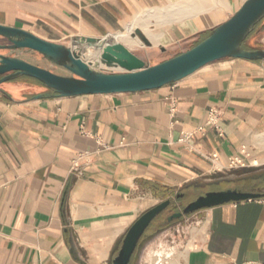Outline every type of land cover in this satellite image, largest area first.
<instances>
[{
	"label": "crops",
	"instance_id": "crops-1",
	"mask_svg": "<svg viewBox=\"0 0 264 264\" xmlns=\"http://www.w3.org/2000/svg\"><path fill=\"white\" fill-rule=\"evenodd\" d=\"M244 1L0 0V25L67 46L107 39L130 52L141 29L153 53L136 56L152 66L207 38ZM250 47L264 49V30ZM0 54L67 75L34 51ZM42 93L28 77L0 85V264H111L142 213L185 187L224 181L219 173L242 147L264 175V62L222 59L150 91L33 98ZM209 109L218 129L199 132ZM184 225L194 233L183 264H264V197L200 210Z\"/></svg>",
	"mask_w": 264,
	"mask_h": 264
},
{
	"label": "water",
	"instance_id": "water-1",
	"mask_svg": "<svg viewBox=\"0 0 264 264\" xmlns=\"http://www.w3.org/2000/svg\"><path fill=\"white\" fill-rule=\"evenodd\" d=\"M264 19V0H245L241 7L213 29L211 34L192 48L155 65H146L123 45L105 39L102 43L82 42L67 46L43 40L27 31L0 25L1 51L30 50L40 54L67 75L29 63L21 58L0 54V85L19 77L38 81L49 93L34 96L35 100L82 95H111L159 89L178 82L207 64L222 59H243L264 62V49L246 50L242 43L255 26ZM137 37L145 47L152 43L136 29ZM100 51L99 60L104 69L87 60L84 52ZM120 70H115V68ZM260 176V175H258ZM257 177V176H255ZM264 197V190L242 192L237 189L208 192L188 203L183 214ZM170 200H164L142 213L123 235L117 254L111 264H128L139 249V241L151 221L162 212Z\"/></svg>",
	"mask_w": 264,
	"mask_h": 264
},
{
	"label": "rangeland",
	"instance_id": "rangeland-1",
	"mask_svg": "<svg viewBox=\"0 0 264 264\" xmlns=\"http://www.w3.org/2000/svg\"><path fill=\"white\" fill-rule=\"evenodd\" d=\"M163 5L164 3L158 7H154V8H150V9L137 12L126 23V25L120 28L117 32L124 31V27L132 23L134 20V17H140V18L146 17L152 12H155L157 8H160ZM176 7L178 8H176L175 10H181L182 5L178 4ZM149 21L152 23L150 24V28H153L155 23H159V21H157L154 18H150ZM140 27L144 28V26H140ZM263 30H264V22L263 24L260 23L256 26L255 30L249 35L246 42L242 43V45L243 46L245 45L246 48L252 49L250 47V44ZM139 43H140L139 44L140 46L138 47V49L131 51V53H133L134 55H140V56H146L147 54L153 53L152 52L153 48L145 47L140 40H139ZM156 51L157 53H160L158 49H156ZM154 61L157 62L158 60L156 59L152 60V62ZM259 162H262V160L257 161V164L255 166L253 165L254 162L252 161L251 165L254 167H251V168L223 170L222 173H219L217 178L223 179L224 181L213 183V184H208V185L201 184V185H191L189 187H186L184 189V191L186 192V197L184 199L185 203L187 201L196 199L197 197H200L208 192L225 191L229 189H237V190L247 192L248 190L258 189L261 185H264V175H260L257 177H247L244 179H240V178L242 176H256L260 174L259 171H261L262 167L258 166ZM172 232L173 231L168 232L167 230L163 232L162 234H159L153 237L147 243V245H145V247L143 248L141 255H140V259H139V264H183L184 256H185L186 249H187L185 245V242H186L185 238L187 234H193L194 229L192 228L191 231H189L188 226H183L179 229L178 233L174 234V232L173 233ZM171 248H174V252H175L174 255L172 256L171 254L173 253V249ZM166 255H169V257L166 258L167 260L165 259L162 262L156 260L158 256H166Z\"/></svg>",
	"mask_w": 264,
	"mask_h": 264
},
{
	"label": "flooded vegetation",
	"instance_id": "flooded-vegetation-1",
	"mask_svg": "<svg viewBox=\"0 0 264 264\" xmlns=\"http://www.w3.org/2000/svg\"><path fill=\"white\" fill-rule=\"evenodd\" d=\"M218 183V182H216ZM186 188V187H185ZM181 189L173 196L168 197L165 200H170V204L160 212L149 224L148 228L145 230L144 235L141 237L139 243V249H136L128 264H139L140 255L143 247L155 236L162 234L165 231H173L174 234L179 232V229L184 225L185 219L192 216L193 214H183V210L186 205L196 199L187 201L185 203L184 199L186 197V192ZM241 191V190H239ZM244 192V191H242ZM198 212V211H197ZM196 213V212H195Z\"/></svg>",
	"mask_w": 264,
	"mask_h": 264
},
{
	"label": "built area",
	"instance_id": "built-area-1",
	"mask_svg": "<svg viewBox=\"0 0 264 264\" xmlns=\"http://www.w3.org/2000/svg\"><path fill=\"white\" fill-rule=\"evenodd\" d=\"M174 109H170V115L173 114ZM218 118L219 113L215 109H209L206 115V122L203 126H199L197 128V131L201 132L205 129V127H214L218 129ZM187 137L183 135V137L180 138V141L185 140ZM247 153L246 148L242 147L239 155L229 159L226 169L227 170H235V169H241L251 166L250 163L247 162ZM212 160H217V155H212ZM253 264H260V263H253Z\"/></svg>",
	"mask_w": 264,
	"mask_h": 264
},
{
	"label": "bare ground",
	"instance_id": "bare-ground-1",
	"mask_svg": "<svg viewBox=\"0 0 264 264\" xmlns=\"http://www.w3.org/2000/svg\"><path fill=\"white\" fill-rule=\"evenodd\" d=\"M136 30V29H135ZM134 30V31H135ZM142 33L143 31L141 29H139ZM134 31L130 34V37L131 38H136V37H133V33ZM144 34V33H143ZM145 35V34H144ZM146 36V35H145ZM138 39V38H137ZM82 43H79V44H76V45H72V46H78V45H81ZM99 54H100V51H94V50H90L88 52H84V55L86 57L87 60L91 61L93 64H95L97 67H104V63H101V61L99 60ZM115 70H120L118 67L115 68ZM255 164H257V162H255ZM218 167V166H217ZM172 256V254H171ZM165 257V258H164ZM169 255H166V256H158L156 258L157 261H164L166 258H168ZM154 258V257H153ZM167 260V259H166Z\"/></svg>",
	"mask_w": 264,
	"mask_h": 264
},
{
	"label": "trees",
	"instance_id": "trees-1",
	"mask_svg": "<svg viewBox=\"0 0 264 264\" xmlns=\"http://www.w3.org/2000/svg\"><path fill=\"white\" fill-rule=\"evenodd\" d=\"M259 23H260V22H259ZM248 37H249V36H248ZM248 37H247V38H248ZM247 38H246V40H247ZM246 40H245L243 43H245ZM242 46H243V45H242ZM243 48L246 49V50H252V49L246 48L245 45L243 46Z\"/></svg>",
	"mask_w": 264,
	"mask_h": 264
}]
</instances>
